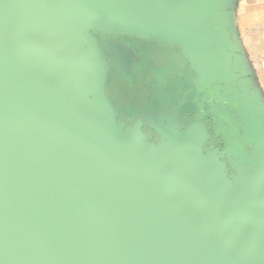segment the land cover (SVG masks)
<instances>
[{
    "label": "water",
    "instance_id": "95a60500",
    "mask_svg": "<svg viewBox=\"0 0 264 264\" xmlns=\"http://www.w3.org/2000/svg\"><path fill=\"white\" fill-rule=\"evenodd\" d=\"M227 2L0 0V264H264V105ZM115 35L180 50L234 114L225 149L200 122L119 116L99 41Z\"/></svg>",
    "mask_w": 264,
    "mask_h": 264
},
{
    "label": "flooded vegetation",
    "instance_id": "af4514ba",
    "mask_svg": "<svg viewBox=\"0 0 264 264\" xmlns=\"http://www.w3.org/2000/svg\"><path fill=\"white\" fill-rule=\"evenodd\" d=\"M99 41L108 67L106 93L122 119L128 124L141 121L145 133H154L149 126L154 117L174 118L179 127L198 121L215 148L226 147L227 140L221 135L223 120L215 115L220 106L208 107L195 94L190 83L193 73L177 47H157L117 35Z\"/></svg>",
    "mask_w": 264,
    "mask_h": 264
},
{
    "label": "crops",
    "instance_id": "0c3cea01",
    "mask_svg": "<svg viewBox=\"0 0 264 264\" xmlns=\"http://www.w3.org/2000/svg\"><path fill=\"white\" fill-rule=\"evenodd\" d=\"M225 11L226 34L236 67L245 82L247 93L264 105V0H228ZM194 77L193 73L191 86L196 95L202 96L194 88L192 82ZM203 101L208 107L216 105L214 101ZM219 110L221 112L216 111L215 115L223 120L221 124L223 136L227 125L222 116H228L229 121L233 122L234 114L232 111Z\"/></svg>",
    "mask_w": 264,
    "mask_h": 264
}]
</instances>
